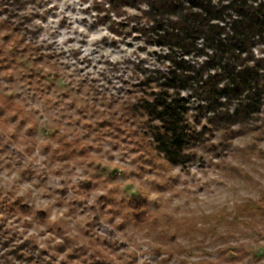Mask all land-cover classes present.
Masks as SVG:
<instances>
[{
	"label": "rangeland",
	"instance_id": "374dc122",
	"mask_svg": "<svg viewBox=\"0 0 264 264\" xmlns=\"http://www.w3.org/2000/svg\"><path fill=\"white\" fill-rule=\"evenodd\" d=\"M4 1L0 227L9 246L39 252V264H264V138L205 120L194 124L192 165L154 150L134 105L151 92L143 73L163 68L162 50L135 30L140 11L28 0L17 14L29 18L15 27Z\"/></svg>",
	"mask_w": 264,
	"mask_h": 264
},
{
	"label": "trees",
	"instance_id": "16d2710c",
	"mask_svg": "<svg viewBox=\"0 0 264 264\" xmlns=\"http://www.w3.org/2000/svg\"><path fill=\"white\" fill-rule=\"evenodd\" d=\"M27 1L3 2L15 27L29 18L17 14ZM106 1L115 14L130 7L140 11L135 30L162 50L163 68L143 73L141 86L151 92L134 106L164 160L174 167L192 165L195 122L206 120L216 131L241 127L243 134L264 138V0ZM1 227L2 264L11 258L25 264L45 260L23 245L12 249Z\"/></svg>",
	"mask_w": 264,
	"mask_h": 264
},
{
	"label": "clouds",
	"instance_id": "9594fccd",
	"mask_svg": "<svg viewBox=\"0 0 264 264\" xmlns=\"http://www.w3.org/2000/svg\"><path fill=\"white\" fill-rule=\"evenodd\" d=\"M66 2H71V0H66ZM129 11L131 12V13H133L134 14V12H135V10H132V9H129ZM105 34H107V33H105ZM97 37H93V39H96Z\"/></svg>",
	"mask_w": 264,
	"mask_h": 264
}]
</instances>
